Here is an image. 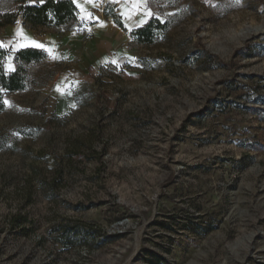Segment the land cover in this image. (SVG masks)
Wrapping results in <instances>:
<instances>
[{
	"label": "rangeland",
	"instance_id": "rangeland-1",
	"mask_svg": "<svg viewBox=\"0 0 264 264\" xmlns=\"http://www.w3.org/2000/svg\"><path fill=\"white\" fill-rule=\"evenodd\" d=\"M94 2L0 27V264H264V0Z\"/></svg>",
	"mask_w": 264,
	"mask_h": 264
},
{
	"label": "trees",
	"instance_id": "trees-1",
	"mask_svg": "<svg viewBox=\"0 0 264 264\" xmlns=\"http://www.w3.org/2000/svg\"><path fill=\"white\" fill-rule=\"evenodd\" d=\"M14 4V9L0 12V27L13 25L17 20H21L33 29L63 27L78 21V8L72 0H15ZM154 22L153 19L149 20L132 31L138 42L146 43L151 40L152 31L160 28L154 25ZM45 56L43 51L36 48L17 51L14 55L16 69L9 75L0 71V87L9 92L20 90L23 86L22 66L43 59ZM73 236L82 237L80 232L72 233L71 237ZM67 237V235L63 236V238Z\"/></svg>",
	"mask_w": 264,
	"mask_h": 264
},
{
	"label": "snow or ice",
	"instance_id": "snow-or-ice-1",
	"mask_svg": "<svg viewBox=\"0 0 264 264\" xmlns=\"http://www.w3.org/2000/svg\"><path fill=\"white\" fill-rule=\"evenodd\" d=\"M74 2H75V0H74ZM85 2L86 3L93 4V6H95L94 0H85ZM125 2L127 3L128 0H125ZM77 6L80 7L82 11H85L86 12V9L83 8V5L78 4ZM131 7H132L133 10H139L141 7H146V0H131ZM90 15L91 14L88 13V16H90ZM128 15H129V18H130V13ZM147 15H151V13H147ZM83 18L84 17H82V19ZM20 35H22V33H20ZM32 43L37 48H42L43 47V45L36 44L34 41ZM0 47H2V45H0ZM57 91H60V88L59 87L57 88ZM4 103H7V101H5Z\"/></svg>",
	"mask_w": 264,
	"mask_h": 264
},
{
	"label": "crops",
	"instance_id": "crops-1",
	"mask_svg": "<svg viewBox=\"0 0 264 264\" xmlns=\"http://www.w3.org/2000/svg\"><path fill=\"white\" fill-rule=\"evenodd\" d=\"M73 1V0H72ZM73 3H74V1H73ZM75 4V3H74ZM76 5V4H75ZM77 7V6H76Z\"/></svg>",
	"mask_w": 264,
	"mask_h": 264
}]
</instances>
